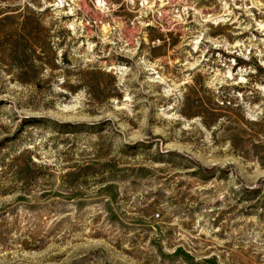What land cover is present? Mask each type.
Returning <instances> with one entry per match:
<instances>
[{"label": "rangeland", "instance_id": "obj_1", "mask_svg": "<svg viewBox=\"0 0 264 264\" xmlns=\"http://www.w3.org/2000/svg\"><path fill=\"white\" fill-rule=\"evenodd\" d=\"M0 264H264V0H0Z\"/></svg>", "mask_w": 264, "mask_h": 264}]
</instances>
